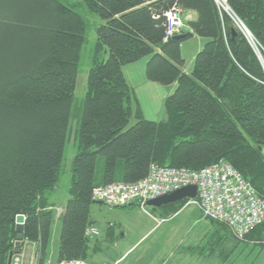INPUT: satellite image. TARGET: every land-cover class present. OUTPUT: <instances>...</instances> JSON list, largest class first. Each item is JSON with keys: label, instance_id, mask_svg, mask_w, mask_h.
Listing matches in <instances>:
<instances>
[{"label": "trees", "instance_id": "16d2710c", "mask_svg": "<svg viewBox=\"0 0 264 264\" xmlns=\"http://www.w3.org/2000/svg\"><path fill=\"white\" fill-rule=\"evenodd\" d=\"M82 1L104 23L87 74L57 263L88 259L92 189L138 181L151 164L199 170L224 160L264 197V0H226L257 50L215 0ZM174 4L197 17L192 32L184 23L183 37L164 41L163 12ZM85 29L60 0H0V264L17 240L19 248L38 243V264L45 262L55 220L48 195L59 179ZM193 35L206 42L188 75L180 45ZM145 58L149 81L177 83L161 121L143 118L124 74ZM188 200L164 206L174 213ZM246 236L264 247V222Z\"/></svg>", "mask_w": 264, "mask_h": 264}, {"label": "crops", "instance_id": "0c3cea01", "mask_svg": "<svg viewBox=\"0 0 264 264\" xmlns=\"http://www.w3.org/2000/svg\"><path fill=\"white\" fill-rule=\"evenodd\" d=\"M196 17L195 11H185L186 32H192L189 22L195 21ZM205 42V38L193 35L181 43L183 73L188 75L191 73L194 57ZM148 59L125 66L124 74L134 91L143 118L149 121H161L166 117L164 101L174 93L177 83L163 86L149 81L145 75ZM100 173L99 169L98 177ZM65 204L52 206L55 210V220L47 250L48 261L45 264H56L58 247L54 251L52 243L60 234L59 218ZM98 204L101 203L93 202L89 210L91 222L89 227L99 231V235L92 239L89 246V260H87L89 263L207 264L206 257L201 254V248L210 229V222L194 206L183 205L173 213L172 206L164 205L149 206L147 211H144L136 204L124 208L105 206L107 209L97 206ZM58 208L62 209L61 213L57 212ZM193 220L203 224L202 235L201 232L192 235ZM215 264H223V262L219 259Z\"/></svg>", "mask_w": 264, "mask_h": 264}, {"label": "built area", "instance_id": "2783aa9c", "mask_svg": "<svg viewBox=\"0 0 264 264\" xmlns=\"http://www.w3.org/2000/svg\"><path fill=\"white\" fill-rule=\"evenodd\" d=\"M243 32L257 50L256 42L226 0H215ZM165 17L164 41L181 34L184 27L182 9L174 4L163 12ZM186 19V18H185ZM194 185L197 195L191 201L202 215L215 222L223 223L238 239H243L254 227L264 222V197L252 187L230 163L220 160L199 170L186 167H167L151 164L147 174L135 182H112L92 189V199L108 207L137 204L145 210L146 202L170 194L185 186ZM25 222V216H24ZM99 231L87 227L85 236L93 238ZM9 264H34L33 259L13 253ZM59 264H91L84 259L63 260Z\"/></svg>", "mask_w": 264, "mask_h": 264}, {"label": "rangeland", "instance_id": "374dc122", "mask_svg": "<svg viewBox=\"0 0 264 264\" xmlns=\"http://www.w3.org/2000/svg\"><path fill=\"white\" fill-rule=\"evenodd\" d=\"M60 1L66 4L67 6L71 7L81 15V17L85 21L86 29L84 34L85 41L84 44L82 45L80 52L78 75H77L76 86L74 91V101L71 107V117L69 119V124H68L67 138L64 147L62 163L60 166L59 179L54 190L51 191L48 195L50 202L55 205L65 204L69 198V188L72 177V163L75 155L79 152L77 147L76 132L79 127V123L81 119V107L83 105V101L86 93L87 74L92 65L91 58L97 38L96 31L97 28L104 23V21L98 15L89 11V9L82 0H60ZM182 12H183L182 19L185 23L186 21L185 11L183 10ZM191 44L190 45L188 44V46H191ZM135 122L136 120L132 118L128 126L133 125ZM100 159L101 157L99 156L98 160ZM98 164H97L98 166L97 172H99ZM184 205L194 206L195 208L199 209L197 205H195L191 201V199L188 200ZM97 206L107 209V207H105L106 205H103L102 203L98 204ZM127 206L112 207V208H124ZM146 206L147 208L149 207L147 204ZM146 209L144 211H147ZM57 212L61 213L62 209L58 208ZM208 222H210V229H208L205 243L201 248V254L206 257L207 264H215L216 262L218 263L219 259H221L223 264H261L262 262H264V247L263 246L261 247L259 246V244H256L257 242L255 240H251L247 236H245L243 239H238L230 232V230L227 228L225 224L210 220ZM203 227H204L203 224L201 223L199 224L197 221L193 220V224L191 227L192 235L200 232L202 235L204 231L202 229ZM93 238H91V241ZM58 245H59V234L57 235L56 239L53 240L52 243V248L54 249V251H56ZM21 247L25 249L24 257L28 259L32 258L34 264H38L40 258L39 244L26 241V242H22ZM46 261H48L47 256L44 264L46 263ZM60 262L57 263L56 261V264H59Z\"/></svg>", "mask_w": 264, "mask_h": 264}, {"label": "water", "instance_id": "95a60500", "mask_svg": "<svg viewBox=\"0 0 264 264\" xmlns=\"http://www.w3.org/2000/svg\"><path fill=\"white\" fill-rule=\"evenodd\" d=\"M183 37L182 35H175L171 39L176 40ZM197 195V189L194 185L185 186L179 190H176L170 194L160 196L155 199H151L146 202L148 206L152 207H160L161 205H165L171 202L183 200L185 198L187 199H193ZM16 223V231L18 233H21L23 231L24 226V215L18 214L15 218ZM17 250L15 251L16 254H20L22 252V249L20 247V242L17 241L16 243ZM12 253L9 255L8 264L10 263Z\"/></svg>", "mask_w": 264, "mask_h": 264}]
</instances>
